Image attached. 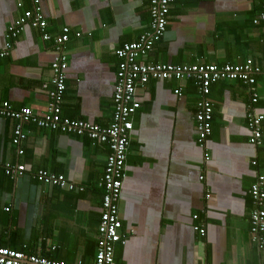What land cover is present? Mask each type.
I'll return each instance as SVG.
<instances>
[{"label":"crops","instance_id":"obj_1","mask_svg":"<svg viewBox=\"0 0 264 264\" xmlns=\"http://www.w3.org/2000/svg\"><path fill=\"white\" fill-rule=\"evenodd\" d=\"M262 1L175 0L166 34L142 61L222 66L252 59L264 71V24L253 23ZM37 7L53 39L70 29L63 117L108 127L119 66L115 52L149 29L148 4L44 0ZM35 9L33 0H0V49L13 43L10 55L0 60V102L43 115L57 54L53 41H44L30 25L7 38ZM257 82L256 109L264 115L261 76ZM136 97L141 107L132 118L119 201L126 244L116 246V264H264V249L250 238V190L264 175V122L263 144L255 148L246 118L248 89L239 82L212 85L213 131L206 150L197 142L200 93L193 80L150 81L138 87ZM17 126L0 118V164L26 166L17 179L0 173V247L67 264H94L108 146L32 123L23 126L28 134L17 146ZM39 171L64 175L84 191L42 183ZM196 225L204 226L205 236Z\"/></svg>","mask_w":264,"mask_h":264},{"label":"built area","instance_id":"obj_2","mask_svg":"<svg viewBox=\"0 0 264 264\" xmlns=\"http://www.w3.org/2000/svg\"><path fill=\"white\" fill-rule=\"evenodd\" d=\"M44 0H33L36 9L28 11L11 29L8 39L13 40L25 30L27 25L37 29L42 39L46 42L53 41L56 57L52 63V90L47 110L43 115L35 114L31 109L24 108L15 110L10 103L0 102V118H9L18 122L14 131L13 144L20 146L26 139L28 132L23 129L25 124L32 123L40 129L56 131L62 134L75 136H88L93 141L107 145L109 155L104 171V177L100 186L104 189L101 222L97 237V252L94 264H116L115 249L118 244H126L121 230L122 221L119 216V201L121 198L123 181L126 171V159L134 130L133 116L141 105L137 100L139 86L146 85L150 81H185L193 80L199 89L200 98L197 103L196 132L197 142L201 149L206 150L207 141L212 135L213 107L209 100L211 87L218 82H239L249 91L250 102L247 106L246 118L250 130L249 142L255 148L263 144L264 115L257 112L259 92L257 77L261 76L264 81V71L248 59L241 64H147L142 61L144 57L153 52L156 44L164 37L169 24V14L175 0H143L149 6L150 24L149 29L141 34L139 40L128 43L116 50L119 59L117 81L113 95L114 116L108 127L91 124L82 120H71L63 117L62 104L66 91L68 70V57L65 54V46L69 41V28H64L63 33L52 38L47 32V22L37 7ZM255 25L264 24V0L262 11L253 22ZM77 36H80L78 34ZM13 38V39H12ZM13 49V43L8 42L5 49H0V60L9 56ZM47 88V85H45ZM179 95L180 91H176ZM20 155L24 150L19 151ZM211 160L210 154L205 152V161ZM255 165L256 162H253ZM26 171L25 165L0 164V173L15 178L22 176ZM37 179L45 184L58 187L65 191H80L69 182L64 175L39 171ZM201 180L204 177L200 178ZM252 210L250 211V238L259 248L264 249V175L258 177L250 190ZM209 197V195L207 196ZM194 216V220H198ZM194 230L205 236L206 230L203 225H196ZM0 264H67L53 261L35 255L26 254L0 247ZM76 264H82L81 262Z\"/></svg>","mask_w":264,"mask_h":264}]
</instances>
